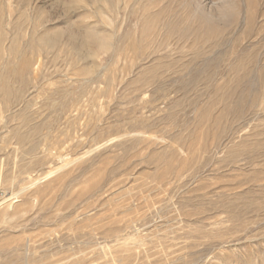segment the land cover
Masks as SVG:
<instances>
[{
	"label": "rangeland",
	"instance_id": "1",
	"mask_svg": "<svg viewBox=\"0 0 264 264\" xmlns=\"http://www.w3.org/2000/svg\"><path fill=\"white\" fill-rule=\"evenodd\" d=\"M0 264H264V0H0Z\"/></svg>",
	"mask_w": 264,
	"mask_h": 264
},
{
	"label": "bare ground",
	"instance_id": "2",
	"mask_svg": "<svg viewBox=\"0 0 264 264\" xmlns=\"http://www.w3.org/2000/svg\"><path fill=\"white\" fill-rule=\"evenodd\" d=\"M222 10H224V9H222ZM225 12H226V10H225ZM225 12H223V13H225ZM222 14V13H221ZM227 14V13H226ZM223 15V14H222ZM224 16H225V14H224ZM210 18V17H209ZM208 20V19H207Z\"/></svg>",
	"mask_w": 264,
	"mask_h": 264
}]
</instances>
